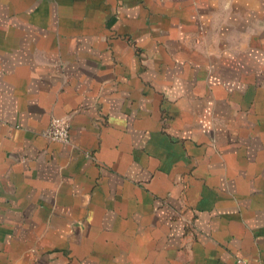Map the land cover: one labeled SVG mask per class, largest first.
<instances>
[{"label":"crops","instance_id":"0c3cea01","mask_svg":"<svg viewBox=\"0 0 264 264\" xmlns=\"http://www.w3.org/2000/svg\"><path fill=\"white\" fill-rule=\"evenodd\" d=\"M0 264H264V0H0Z\"/></svg>","mask_w":264,"mask_h":264},{"label":"built area","instance_id":"2783aa9c","mask_svg":"<svg viewBox=\"0 0 264 264\" xmlns=\"http://www.w3.org/2000/svg\"><path fill=\"white\" fill-rule=\"evenodd\" d=\"M43 136L56 142L68 141V123L64 118H52L43 132Z\"/></svg>","mask_w":264,"mask_h":264}]
</instances>
